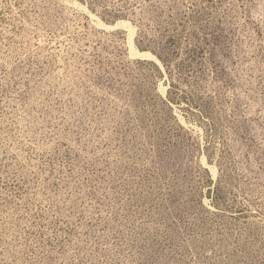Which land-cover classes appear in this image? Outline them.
I'll return each instance as SVG.
<instances>
[{
	"label": "rangeland",
	"instance_id": "1",
	"mask_svg": "<svg viewBox=\"0 0 264 264\" xmlns=\"http://www.w3.org/2000/svg\"><path fill=\"white\" fill-rule=\"evenodd\" d=\"M0 264H264V0H0Z\"/></svg>",
	"mask_w": 264,
	"mask_h": 264
}]
</instances>
